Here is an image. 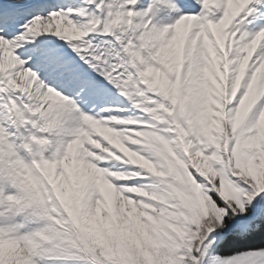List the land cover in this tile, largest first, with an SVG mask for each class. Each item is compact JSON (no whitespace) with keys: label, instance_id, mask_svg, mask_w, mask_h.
Returning a JSON list of instances; mask_svg holds the SVG:
<instances>
[{"label":"snow or ice","instance_id":"6c2138e0","mask_svg":"<svg viewBox=\"0 0 264 264\" xmlns=\"http://www.w3.org/2000/svg\"><path fill=\"white\" fill-rule=\"evenodd\" d=\"M0 264H264V0H0Z\"/></svg>","mask_w":264,"mask_h":264},{"label":"rangeland","instance_id":"374dc122","mask_svg":"<svg viewBox=\"0 0 264 264\" xmlns=\"http://www.w3.org/2000/svg\"><path fill=\"white\" fill-rule=\"evenodd\" d=\"M50 154H51L50 151H46V152L44 153V155H45L46 158L49 157Z\"/></svg>","mask_w":264,"mask_h":264}]
</instances>
